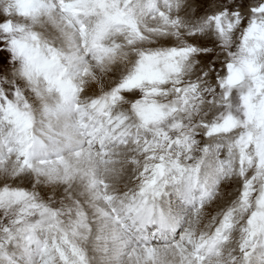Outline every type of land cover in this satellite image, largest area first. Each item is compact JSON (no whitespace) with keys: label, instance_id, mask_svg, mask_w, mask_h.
Instances as JSON below:
<instances>
[{"label":"clouds","instance_id":"9594fccd","mask_svg":"<svg viewBox=\"0 0 264 264\" xmlns=\"http://www.w3.org/2000/svg\"><path fill=\"white\" fill-rule=\"evenodd\" d=\"M0 264H264V0H0Z\"/></svg>","mask_w":264,"mask_h":264}]
</instances>
